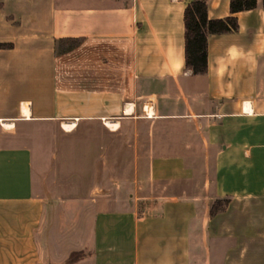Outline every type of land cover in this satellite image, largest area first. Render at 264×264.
I'll use <instances>...</instances> for the list:
<instances>
[{"label": "crops", "instance_id": "1", "mask_svg": "<svg viewBox=\"0 0 264 264\" xmlns=\"http://www.w3.org/2000/svg\"><path fill=\"white\" fill-rule=\"evenodd\" d=\"M189 1L0 0V264H264L262 0L205 74Z\"/></svg>", "mask_w": 264, "mask_h": 264}, {"label": "trees", "instance_id": "2", "mask_svg": "<svg viewBox=\"0 0 264 264\" xmlns=\"http://www.w3.org/2000/svg\"><path fill=\"white\" fill-rule=\"evenodd\" d=\"M257 7V0H230V15L224 18L210 19L207 16L206 0H190L183 12L185 66L194 74H205L207 70V43L211 34H221L237 31L238 22L236 13ZM264 11V0H262ZM78 38H59L55 41L56 52L62 53L78 45ZM11 43H0V48H9ZM228 199L216 200L211 206V213L224 210ZM80 254L79 257L77 255ZM82 252L75 251L67 258L66 264L77 261Z\"/></svg>", "mask_w": 264, "mask_h": 264}, {"label": "rangeland", "instance_id": "3", "mask_svg": "<svg viewBox=\"0 0 264 264\" xmlns=\"http://www.w3.org/2000/svg\"><path fill=\"white\" fill-rule=\"evenodd\" d=\"M64 209L66 210V208H64ZM79 256H80V254L77 255V257H79ZM66 262H67V260H65L63 264H66ZM71 264H73V263H71Z\"/></svg>", "mask_w": 264, "mask_h": 264}]
</instances>
